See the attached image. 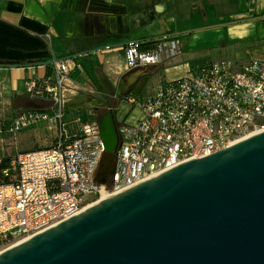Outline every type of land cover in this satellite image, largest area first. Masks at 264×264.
<instances>
[{"label":"built area","instance_id":"1","mask_svg":"<svg viewBox=\"0 0 264 264\" xmlns=\"http://www.w3.org/2000/svg\"><path fill=\"white\" fill-rule=\"evenodd\" d=\"M182 49L180 36L131 41L124 47L126 68L161 63ZM52 60L49 77L26 83L27 95L50 102L52 115L21 113L8 131L46 122L58 133L48 147L0 158V252L101 198L264 130V60L207 61L181 77L160 81L150 93H123L129 111L138 115L133 123L117 122L113 171L105 182H97L107 152L101 128L67 121L62 91L74 64L72 59ZM4 127L0 122V133Z\"/></svg>","mask_w":264,"mask_h":264},{"label":"water","instance_id":"2","mask_svg":"<svg viewBox=\"0 0 264 264\" xmlns=\"http://www.w3.org/2000/svg\"><path fill=\"white\" fill-rule=\"evenodd\" d=\"M246 20L252 19L155 40ZM101 134L107 152L96 180L103 183L113 171L116 138L109 144L102 128ZM0 264H264V130L91 204L3 250Z\"/></svg>","mask_w":264,"mask_h":264},{"label":"crops","instance_id":"3","mask_svg":"<svg viewBox=\"0 0 264 264\" xmlns=\"http://www.w3.org/2000/svg\"><path fill=\"white\" fill-rule=\"evenodd\" d=\"M261 15H264V0H0V63L26 64L41 62L37 61L40 58L57 60L92 51L72 58L74 67L62 91L66 112L83 110L86 121L96 119L94 123L100 128L116 135L117 109L122 100L118 103L109 100L116 97L112 93L121 95L128 89L134 93H150L163 80L146 91L151 83L150 75L163 73L166 79L185 75L198 66L188 55V50L197 42L234 48L231 60L237 64L264 60V18L253 19ZM240 19L252 20L182 35L183 49L179 55L152 66L126 68L124 43L155 40L176 31ZM229 28L237 31L231 33ZM194 33L199 35L195 37ZM107 46L110 48L93 52ZM47 66L0 67V120L11 108L27 107L26 83L49 77L51 70ZM128 78L132 80L129 83ZM84 93L112 95L103 99ZM35 100V108L49 104L45 99ZM125 102L122 115L126 112V122L133 123L138 111L130 112V105ZM81 120L79 117L77 121L67 119L73 123Z\"/></svg>","mask_w":264,"mask_h":264},{"label":"rangeland","instance_id":"4","mask_svg":"<svg viewBox=\"0 0 264 264\" xmlns=\"http://www.w3.org/2000/svg\"><path fill=\"white\" fill-rule=\"evenodd\" d=\"M236 27V26H235ZM231 33H235L237 31L236 28H229ZM195 37L199 34L194 33L193 36ZM187 39V37H186ZM192 41V40H191ZM190 41V43H191ZM197 41L193 42L194 44ZM234 48H230L229 46L226 48L221 47H212L211 44L209 45H200L199 42H197V45L191 47L188 50V55L192 57V63L195 65H200L204 64L207 61L211 60H219V59H231L233 58L232 51ZM151 77V83L146 87V91L150 90L156 82H158L161 78L165 80L167 77L163 73L159 74H154L150 75ZM143 79V77H142ZM85 95H91L93 97L97 98H109L110 95H116L114 99L111 97L109 100L111 101H117V103L122 100V102L119 103L118 109H117V119L118 121H126L127 114L126 112L122 115L125 109V105L123 103L124 100V95L120 93H112L109 95V93H84ZM134 95H144L147 93H132ZM27 96V95H26ZM25 97V105L27 106L26 108H23L22 110H12L14 108H11L9 110L8 115L3 119L0 120L1 123L5 125L4 131L0 133V158H5V157H11L15 155L17 152H26L30 150H35V149H40V148H45L48 147L54 140L55 136L58 133V127H49L46 122H39V123H33L30 124L29 126L21 129L20 131L16 133H10L8 131L9 124L14 119L16 116H18L21 113H27L30 111L28 108H31L32 110H40L42 111H49L50 114L52 115L53 109L51 108V103L48 102L49 104L47 105H42L37 108L34 107L33 102L36 101L35 99L28 98V96ZM16 99V98H15ZM125 101V100H124ZM126 103V102H125ZM30 106V107H29ZM66 106V103L64 104V108ZM66 109V108H65ZM130 110V108H129ZM71 112V111H70ZM66 112L65 118L68 120L75 119L77 121V118H81L82 122H76L75 127H80L84 125L85 123H91V122H96V119H93L91 121H86L84 117V111L83 110H73V113ZM69 116V118H68ZM84 121V124H83ZM104 136L107 139L108 143L110 144L112 142V138L115 137L116 135H111L110 131L105 128L104 129ZM116 144V141H115ZM112 148L115 147L114 143H111ZM111 148V149H112Z\"/></svg>","mask_w":264,"mask_h":264},{"label":"trees","instance_id":"5","mask_svg":"<svg viewBox=\"0 0 264 264\" xmlns=\"http://www.w3.org/2000/svg\"><path fill=\"white\" fill-rule=\"evenodd\" d=\"M151 41H153V40H151ZM48 60H50V58H40L37 61L45 62V61H48ZM47 67H48V69L51 70V65H48Z\"/></svg>","mask_w":264,"mask_h":264},{"label":"bare ground","instance_id":"6","mask_svg":"<svg viewBox=\"0 0 264 264\" xmlns=\"http://www.w3.org/2000/svg\"><path fill=\"white\" fill-rule=\"evenodd\" d=\"M127 81H128L127 83H129V82H131L132 80H131V78H128ZM127 83H126V84H127ZM122 84H123V82H122ZM102 197H104V195H103ZM102 199H104V198H101V200H102ZM99 201H100V200H99Z\"/></svg>","mask_w":264,"mask_h":264}]
</instances>
